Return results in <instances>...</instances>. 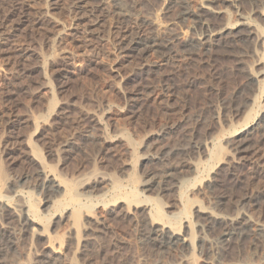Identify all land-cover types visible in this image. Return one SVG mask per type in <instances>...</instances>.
<instances>
[{
    "label": "rangeland",
    "instance_id": "rangeland-1",
    "mask_svg": "<svg viewBox=\"0 0 264 264\" xmlns=\"http://www.w3.org/2000/svg\"><path fill=\"white\" fill-rule=\"evenodd\" d=\"M251 9L230 0H0V196L12 201L0 221L10 218L16 229L12 264H33L46 249V235L20 232L11 205L28 211L50 176L61 193L38 221L65 247L64 256L47 249L54 264H208L209 257L264 264V239L254 234L264 224V128L256 124L264 104V14ZM242 16L263 43L228 35L211 38L203 54L181 50L209 29L240 27ZM172 36L170 51L162 43ZM193 141L203 143L202 153L163 190L155 173L161 166L144 157ZM144 181L153 183L146 189ZM202 207L246 212L247 233L218 254L208 240L220 236L221 222L192 249L144 242L159 209L170 227L194 229ZM63 208L80 218L51 227Z\"/></svg>",
    "mask_w": 264,
    "mask_h": 264
},
{
    "label": "bare ground",
    "instance_id": "bare-ground-1",
    "mask_svg": "<svg viewBox=\"0 0 264 264\" xmlns=\"http://www.w3.org/2000/svg\"><path fill=\"white\" fill-rule=\"evenodd\" d=\"M243 1L244 2L248 1L252 5L251 13H249V14H252V15H257L259 13L264 14L263 13L264 11H262V10H264V0H230V2H232V4H234L237 8H239V2L242 3ZM183 14L187 15L188 11H185ZM242 18L244 19V21L241 22L240 25L241 26L243 25L244 27L240 26V27H236V28H233V27L229 28L226 26V27H222L218 30H212V29L210 30L209 29V30H207L208 32L206 31L203 33L200 40L196 41V43H193V42L184 43L183 49H181V50L190 54V55L203 54V53H205L204 51L206 49V44L209 42V40L211 38L212 39L213 38L221 39V38H226L228 35H232L231 37L235 38L236 41H237V39H240V40H243V41L245 40L247 42H251L255 45L256 44L258 45L260 42L263 41L264 36L261 38V36H262L261 34H260L261 35L260 36L259 34L256 33V31H253L250 29L251 28L250 27L251 22L249 20H251V17L242 16ZM207 26L208 25H206V23H205L204 27L208 28ZM176 41L177 40H176L175 36L167 37L166 40H163L162 46L165 49H168L171 51V49H174L173 46L175 45L174 42H176ZM228 41H231V40H228ZM154 43L156 44V42L153 41L152 45L155 46ZM252 75H254V74H252ZM51 111H52V107H51ZM257 116H258L257 121H256L257 126L264 128V104L260 107V112ZM251 127H253V126H251ZM245 133H250V131H247ZM244 141H245V139H244ZM229 142H230L229 144L234 146V149H242L243 148V144L240 142L239 139H232ZM204 146H205V143H204ZM202 147H203V143H198V142L193 141L192 143H188L185 146L173 147V148L165 147L156 154L155 153H149L144 158L146 159V162H148V163L149 162H155L156 164H159L161 166V167H159V169H157L158 171L155 169L157 171L155 173H158V175L161 177L160 178L158 176L162 180L163 190L164 189L168 190V189H170V187H172L173 183L174 184L176 183L175 182V177H176L175 175L177 174L176 172L178 170H180L181 168H183V166H185L187 163L189 164V162L194 158V155L201 154L202 153ZM174 159H177L178 162L177 163L173 162ZM156 177H157V175H156ZM95 182L94 183H92V182L86 183V184L84 183L85 187L84 186L83 187L85 190L87 189V191H86L87 193H93L94 192L96 185H97V184H95ZM152 183H153L152 181L151 182H148V181L145 182L144 181V183H142V186H144V188L147 189V188H149V186H151ZM38 186H40L39 188H41L40 189L41 194H39L40 196L36 198V201L30 207V209H28V211H26V205L21 204V203H17L16 205H11V206H13L11 208L14 211V213L16 214L15 217H17V220H16L17 226L19 227L20 232L22 234H26L27 232H29V230L32 229V230H36L34 235H36V234L38 236H45L46 235L48 237V244L45 245L46 246L45 247L46 249H44L45 251L43 250L39 254L38 253L36 254V257L34 258L33 264H54L53 261L56 258L53 257L52 254L48 253L47 249L48 250L50 249V252L52 251V253H54V254H61L64 256L65 255L64 254L65 253V251H64L65 247L62 244L57 245L55 242V238H52V236H50V234L47 233V231H46L47 225H45L46 227H44L40 223V221H38V220L41 216L40 214H42V212L45 211L42 208L44 207V209H48L49 207H51L50 206L51 202L54 200L55 197L60 195V193H61L60 187H59V184H57V182L55 181V178H51V176L47 177L42 183H39ZM10 190L17 193V190H15L14 187H12V189H10ZM10 196H6V195L0 196V213H2L4 215H5L4 209L7 207L6 205L10 206V203H7V200H9V202L12 203V201H10V198H8ZM137 196H139V195H137ZM134 199H137V198H134ZM143 201H149V198L146 196L145 200L143 199ZM143 201H141V203H139L140 204L139 206H143V205H141L143 203ZM130 202L132 203V201H130ZM115 204H117V203H115ZM147 204H145V205L147 206ZM58 210H60V208ZM64 210L65 209L63 208L62 211H59V212L56 211V213L54 212L55 214L52 215L53 216L52 219H49V220H51L50 221L51 227H54V228L57 227L58 225H60V223L62 222L63 219L71 218V217H73V215L75 217V220L80 218L78 214L75 216L76 211L74 212V214H71V213L69 214V211L64 212ZM163 211H164L163 208L159 209L158 214H157L159 218L153 220V222L150 223V226H148L146 229H143L144 226H142L143 227L142 228L143 234L141 233L144 236V239H145L144 242L148 243V245L149 244H151L152 246L154 245L157 247V249H160V250H168V249H171L174 247H183V248L192 249L195 239H197V241L199 243L207 241L208 237L207 238L205 237L207 235V233L211 232L213 230V228L215 227V225H217L218 222H221V223H223V230H222L220 236L216 240L215 239L214 240H208L211 252L218 254V253L223 252L224 246L229 241L236 239V238L242 236L243 234L247 233V228L249 227V222H250L248 216H246L247 215L246 212H244V211H241V212L239 211L238 213H236V215H233V214H226V213H215V212H212L211 210H208V209L202 207V208H198L197 211L195 210L196 211L195 213H197L199 219H202V220L196 221L194 224L192 223L194 225V227H193L194 229H192V226L190 223H187L183 227L181 225L180 227H173L172 228L163 219L164 218L163 217L164 213H162ZM93 213H94V211H93ZM84 214L87 216V218L91 217V215H89L86 212ZM7 215H9V214H7ZM7 215H6V217H7ZM144 216H141V217H144ZM139 218H140V216L138 217V221H139ZM7 219H10V218H7ZM7 219L5 218V220L2 219L0 221V264H10L11 261H9V256H8V254H10V253H8V252L11 251V249L15 246L14 244L17 243V242H15L16 241L15 240L16 239V237H15V235H16L15 230L16 229L14 228L15 229L14 230L10 226V224H9L10 222ZM141 219H143V218H141ZM75 220H74V222H77ZM135 220H136V218H135ZM33 224H39L42 227L36 228L33 226ZM89 229H90V227L87 226L86 228H84V231H86V230L88 231ZM195 230H196V232H198L197 238L195 237L194 232H193ZM254 231H255L254 234L256 233V235L259 239H264V224H258L256 230H254ZM19 240L17 239V241H19ZM205 243H207V242H205ZM209 245H207V246H209ZM114 246L117 248L116 250H118L119 248H122L121 244H118L117 242H114ZM66 248L68 250H71L70 246H67ZM15 260L16 259H13L12 262H15ZM216 261H217L216 258H210L209 257V260L206 261V263L215 264ZM12 262H11V264H12Z\"/></svg>",
    "mask_w": 264,
    "mask_h": 264
}]
</instances>
